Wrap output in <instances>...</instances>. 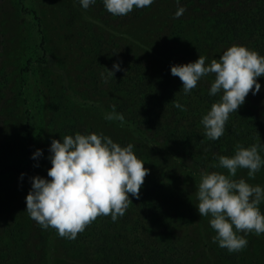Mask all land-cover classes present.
<instances>
[{
	"label": "trees",
	"instance_id": "obj_1",
	"mask_svg": "<svg viewBox=\"0 0 264 264\" xmlns=\"http://www.w3.org/2000/svg\"><path fill=\"white\" fill-rule=\"evenodd\" d=\"M3 3L0 0V58L5 49ZM153 4L149 9L134 8L127 15L114 16L106 11L102 0H97L95 10L107 22L112 18L123 25L127 20L144 19L155 28L144 39L138 33L133 47L93 35L96 47H90V55L101 61L102 70H111L114 62H119L122 70L110 76L107 83L102 78L97 81L102 87L94 93L101 98L89 99L86 95L82 99L104 118L113 111V105L124 115L123 126L113 122L134 138L119 144H133L134 154L149 169L139 199L129 194L132 202L123 216L116 221L110 215L97 216L74 239L61 237L50 227L43 242L46 264H65L57 257L59 250L84 264H244L243 253L225 256L213 252L208 217L195 213L196 192L202 169L228 174L227 169L213 167L218 164V155H234L237 145L264 144V76L257 78L259 93L249 92L237 113H230L224 134L213 141L205 136L200 121L220 98V94L209 95L214 74L202 77L186 95L182 81L170 69L172 65L194 62L199 55L207 58L206 65L210 64L232 45L246 46L264 56V0H179V4L177 0H165L167 11L163 16H155ZM179 6L186 10L174 18ZM42 46L46 52L45 39ZM104 56L106 63L101 59ZM177 103L183 108L176 107ZM3 122L0 107V125ZM77 132L94 131L77 120L67 123L57 140ZM25 136L29 145L24 146L23 141L15 145L20 161L3 166L1 172L25 176L35 173L48 178L51 142L35 141L31 131ZM36 149H41L43 155L33 159ZM260 154L264 157V149ZM247 171L238 169L232 178L264 186V167L254 178L248 177Z\"/></svg>",
	"mask_w": 264,
	"mask_h": 264
},
{
	"label": "rangeland",
	"instance_id": "obj_2",
	"mask_svg": "<svg viewBox=\"0 0 264 264\" xmlns=\"http://www.w3.org/2000/svg\"><path fill=\"white\" fill-rule=\"evenodd\" d=\"M20 1L4 0L2 12L5 49L0 58V107L4 114L0 125V260L4 264H46L43 242L50 227L42 228L25 211L30 178L35 173L21 177L1 169L20 161L16 141L19 146L22 141L24 146L29 145L25 136L29 131L35 141L51 142L61 137L67 123L77 120L114 142L132 141L134 137L128 130L106 120L82 100L86 95H90L89 99L101 98L94 91H100L102 84L96 83L101 73H108V69L102 70L101 61L90 55V47H96L92 36L102 35L103 41L119 40L133 47L138 33L143 39L148 37L155 24L144 19L127 20L123 25L112 18L107 22L95 10L97 0L88 9L74 0ZM153 5L155 16L165 15V0H154ZM101 59L106 63L105 56ZM23 162L27 164V159ZM259 207L264 213V202ZM195 213L199 215L197 209ZM210 228L213 252L225 256L244 254L246 263L264 264V234H247V246L230 253L213 241L215 231ZM57 257L65 264H84L70 255L67 258L61 250Z\"/></svg>",
	"mask_w": 264,
	"mask_h": 264
},
{
	"label": "clouds",
	"instance_id": "obj_3",
	"mask_svg": "<svg viewBox=\"0 0 264 264\" xmlns=\"http://www.w3.org/2000/svg\"><path fill=\"white\" fill-rule=\"evenodd\" d=\"M102 2L106 11L123 16L134 8L150 6L154 0ZM74 3L88 9L96 0H74ZM185 10L179 6L174 18L182 16ZM206 59L199 55L194 62L172 65L170 70L182 81L186 95L202 77L214 74L209 95L220 94V98L200 121L205 136L214 141L224 134L230 113H237L249 92L259 93L261 84L257 78L264 76V56L246 46L232 45L210 64L206 65ZM121 70V64L114 62L107 75L101 73L102 82L107 83L110 76ZM112 107L113 111L106 113L105 119L119 121L123 126L124 115L116 112L114 105ZM176 107L183 108V105L177 103ZM133 148L131 143L121 146L102 132H77L60 140L53 139L47 157L51 163L48 178L39 175L30 178L25 211L42 228H54L59 236L68 239H74L97 216L110 215L116 221L132 202L129 194L139 199L141 186L149 173ZM262 149L264 144L237 145L234 155H218V164L213 165L227 169V175L206 169L200 172L196 208L200 216L209 217V224L215 231L213 241L230 253L247 246V234H264V213L259 207L264 202V186L232 178L238 169H247L248 177L254 178L264 167ZM42 155L43 151L36 149L32 158Z\"/></svg>",
	"mask_w": 264,
	"mask_h": 264
}]
</instances>
